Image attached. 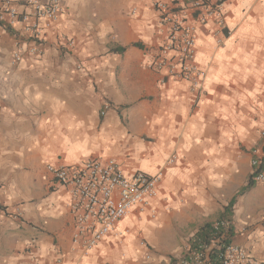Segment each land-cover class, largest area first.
<instances>
[{
  "label": "crops",
  "instance_id": "0c3cea01",
  "mask_svg": "<svg viewBox=\"0 0 264 264\" xmlns=\"http://www.w3.org/2000/svg\"><path fill=\"white\" fill-rule=\"evenodd\" d=\"M59 1L42 40L18 45L0 29V264H173L222 218L264 264V183L251 163L264 131V0H224L223 27L187 11L206 71L199 91L149 67L168 36L156 3L181 0ZM111 158L129 177L163 178L146 208L84 251L68 187L47 165Z\"/></svg>",
  "mask_w": 264,
  "mask_h": 264
},
{
  "label": "built area",
  "instance_id": "2783aa9c",
  "mask_svg": "<svg viewBox=\"0 0 264 264\" xmlns=\"http://www.w3.org/2000/svg\"><path fill=\"white\" fill-rule=\"evenodd\" d=\"M3 0L0 6V29L7 27L14 31L17 44L39 41L43 38V22L56 21L62 10L59 0L43 3L39 0ZM21 1V0H20ZM184 4L169 5L156 3L168 25L166 42L159 49V57L149 65L156 71L166 70L168 75L187 80L192 90L199 91L206 77V71L195 61L196 29L186 19L192 10L199 22L209 19L225 25L224 0H181ZM190 4V5H189ZM28 8V9H27ZM18 47L13 54L12 64L21 59ZM31 53H40L36 45ZM110 107L105 105L103 114ZM262 140L252 149L253 178L264 183V131ZM52 178L68 187L69 211L75 223L73 243L84 251H90L105 237L113 233L120 220L134 209L143 210L158 195V186L163 173L149 174L136 171L131 177L125 174L124 166L117 160L90 159L79 166L47 165ZM222 223H216L218 227ZM220 258L223 264H260L243 247L231 242L223 249ZM209 249L198 248L188 251L173 264H208Z\"/></svg>",
  "mask_w": 264,
  "mask_h": 264
},
{
  "label": "trees",
  "instance_id": "16d2710c",
  "mask_svg": "<svg viewBox=\"0 0 264 264\" xmlns=\"http://www.w3.org/2000/svg\"><path fill=\"white\" fill-rule=\"evenodd\" d=\"M115 51H123L124 48L118 47ZM253 184L250 181L249 185L243 188L245 191L248 187ZM228 218H222L217 223H222L223 220ZM215 222H207L201 226L199 231L190 240V251L205 248L209 249V261L208 264H223L220 255L226 245L232 242L233 229L232 225L226 223L225 225L220 224L216 227Z\"/></svg>",
  "mask_w": 264,
  "mask_h": 264
}]
</instances>
